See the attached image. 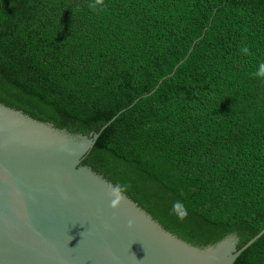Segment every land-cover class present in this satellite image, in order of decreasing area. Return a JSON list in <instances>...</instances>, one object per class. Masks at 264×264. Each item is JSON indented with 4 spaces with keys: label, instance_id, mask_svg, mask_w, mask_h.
Segmentation results:
<instances>
[{
    "label": "trees",
    "instance_id": "trees-1",
    "mask_svg": "<svg viewBox=\"0 0 264 264\" xmlns=\"http://www.w3.org/2000/svg\"><path fill=\"white\" fill-rule=\"evenodd\" d=\"M0 102L199 247L264 229V0H0ZM235 264H264V235Z\"/></svg>",
    "mask_w": 264,
    "mask_h": 264
},
{
    "label": "water",
    "instance_id": "water-1",
    "mask_svg": "<svg viewBox=\"0 0 264 264\" xmlns=\"http://www.w3.org/2000/svg\"><path fill=\"white\" fill-rule=\"evenodd\" d=\"M124 111L83 135L0 102V264H235L264 235L193 245L85 165Z\"/></svg>",
    "mask_w": 264,
    "mask_h": 264
}]
</instances>
